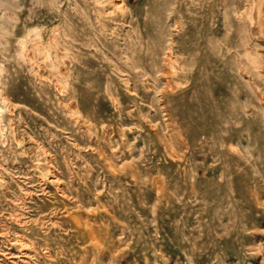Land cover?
I'll return each instance as SVG.
<instances>
[{
  "label": "rangeland",
  "instance_id": "obj_1",
  "mask_svg": "<svg viewBox=\"0 0 264 264\" xmlns=\"http://www.w3.org/2000/svg\"><path fill=\"white\" fill-rule=\"evenodd\" d=\"M263 26L264 0H0V264H264Z\"/></svg>",
  "mask_w": 264,
  "mask_h": 264
},
{
  "label": "bare ground",
  "instance_id": "obj_2",
  "mask_svg": "<svg viewBox=\"0 0 264 264\" xmlns=\"http://www.w3.org/2000/svg\"><path fill=\"white\" fill-rule=\"evenodd\" d=\"M261 19H262V18H261ZM3 21H4V20H3ZM3 21H2V22H3ZM2 22H1V23H2ZM259 26H260V25H259ZM259 26H258V27H259ZM2 27H3V26H2ZM258 27H257V28H258ZM263 27H264V26H263ZM261 28H262V27L260 26V28H258V29H261ZM2 29H3V28H2ZM258 29H257V30H258ZM55 32H56V31H55ZM256 32H257V31H256ZM3 33H4V32H3ZM32 33H34V32L32 31ZM254 33H255V32H254ZM254 33H253V34H254ZM257 34H258V33H257ZM262 34H263V33H262ZM38 35H39V34H38ZM255 35H256V34H255ZM263 35H264V34H263ZM30 36H32V35H30ZM256 36H257V35H256ZM3 37H4V36H3ZM53 39H54V38H53ZM259 39H260V38H259ZM2 42H3V41H2ZM258 43H259V42H258ZM263 43H264V42H263ZM47 45H48V44H47ZM8 46H9V45H8ZM55 46H56V45H55ZM58 51H59V50H58ZM61 51H62V50H61ZM253 51H254V49H253ZM44 52H45V51H44ZM56 52H57V51H56ZM261 52H262L261 56H264V50H262ZM30 53H31V52H30ZM43 54H44V53H43ZM57 55H58V54H57ZM259 63H260V64L262 63V58L260 59ZM68 64H69V63H68ZM262 64H263V63H262ZM65 66H66V65H65ZM67 66H68V65H67ZM55 67H56V66H55ZM64 68H65V67H64ZM261 68H262V67H261ZM262 69H263V68H262ZM60 75H61V74H60ZM263 75H264V74H263ZM61 76H62V75H61ZM1 99H2V98H1ZM4 99H5V98H4ZM4 99H2V101H3ZM3 102H4V101H3ZM1 103H2V102H1ZM38 146H39V145H38ZM66 199H67V198H66Z\"/></svg>",
  "mask_w": 264,
  "mask_h": 264
}]
</instances>
